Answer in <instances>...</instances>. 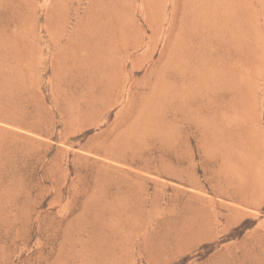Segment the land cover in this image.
Listing matches in <instances>:
<instances>
[{
	"label": "rangeland",
	"instance_id": "374dc122",
	"mask_svg": "<svg viewBox=\"0 0 264 264\" xmlns=\"http://www.w3.org/2000/svg\"><path fill=\"white\" fill-rule=\"evenodd\" d=\"M0 264H264V0H0Z\"/></svg>",
	"mask_w": 264,
	"mask_h": 264
},
{
	"label": "bare ground",
	"instance_id": "6f19581e",
	"mask_svg": "<svg viewBox=\"0 0 264 264\" xmlns=\"http://www.w3.org/2000/svg\"><path fill=\"white\" fill-rule=\"evenodd\" d=\"M156 14H157V13H156ZM155 16H156V15H155ZM151 18H152V17H151ZM149 19H150V18H149ZM149 19H148V20H149ZM153 20H154V19H153ZM150 23H151V22H150ZM153 23L155 24V22H153ZM154 24H153V25H154ZM84 26H85V25H84ZM152 30H153L152 32L155 33V32L158 30V25L156 24V28H152ZM83 39H84V38H83ZM132 61H133V60H132ZM110 70H111V69H110ZM101 72H102V71H101ZM204 86H205V85H203V87H204ZM204 88H205V87H204ZM198 92H199V94H201V91H200V90H199ZM203 95H204V94H203ZM202 97H204V96H202ZM244 195H245V194H244ZM244 198H245V197H244Z\"/></svg>",
	"mask_w": 264,
	"mask_h": 264
}]
</instances>
